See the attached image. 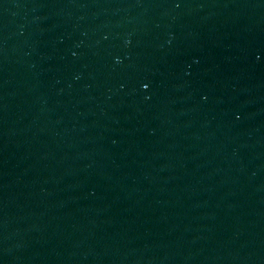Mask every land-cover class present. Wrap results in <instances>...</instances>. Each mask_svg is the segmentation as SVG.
<instances>
[{"label": "water", "instance_id": "1", "mask_svg": "<svg viewBox=\"0 0 264 264\" xmlns=\"http://www.w3.org/2000/svg\"><path fill=\"white\" fill-rule=\"evenodd\" d=\"M0 264H264V0H0Z\"/></svg>", "mask_w": 264, "mask_h": 264}]
</instances>
